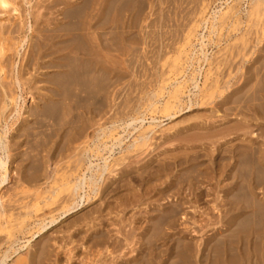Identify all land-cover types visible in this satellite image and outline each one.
Masks as SVG:
<instances>
[{
	"label": "rangeland",
	"instance_id": "obj_1",
	"mask_svg": "<svg viewBox=\"0 0 264 264\" xmlns=\"http://www.w3.org/2000/svg\"><path fill=\"white\" fill-rule=\"evenodd\" d=\"M7 1L9 3V6L12 7V9H16V11L8 7L9 11L7 10L6 12V9L8 8L3 9L0 7V13L3 10H5L4 11L5 13L2 12L0 14L2 15L0 17L1 18L0 20L5 21L3 22L4 25L7 21L5 26H3L2 21H0V23L2 24V25L0 24V29H3L2 31H0L2 34L0 35V38L1 36L3 37V39L2 38L0 39L1 40L0 46L2 48V49L0 48V52L2 51L0 53V70L4 68L2 69L3 72L2 70L0 72V78L3 77L0 83L1 84L0 85V134L2 135L3 144H6L9 147V149L12 151L11 152L9 150L10 158H8L7 160V168L10 173L9 178L5 185V188L0 192L4 200L3 205L5 209V214L0 220V256L4 251L8 250L9 247L13 245V243H15V240L16 241L18 240L19 246L23 245L26 240L31 241L30 244L27 247L21 249L17 255L15 254L12 255L10 260L7 262V264H138V262L139 263L141 262L140 264H142L147 258H152L151 259L152 264H220V263L232 264L233 257H234L233 263L234 262L238 263L240 260L239 264H246V263L256 264V262H258L257 264H261V262L264 264V233L261 231V229H263L261 225L264 226V219L260 214L261 210H259L258 213L260 214V216L258 215L260 217V219L258 217V220H261L262 224L259 226L260 221H257V227H260L261 229L255 228L257 232L251 231L253 230L252 227L255 226L253 225L255 223L251 221L248 222V224L246 223L242 224V223L246 218L245 216L248 213L250 214L252 209V207L249 206V204L244 205V203H250L252 199L251 201H249L250 198L249 199L246 198V201L248 200L246 202L243 201L244 198L243 197L242 199L239 200L241 202V204L239 205H241L243 208L242 210L243 212L241 216L243 218L241 217L234 218L232 216L233 212L229 211V207L226 206L225 203L221 200V198L224 195L223 194L224 186L227 183L224 181V173L220 171H218L217 174L212 173V170L215 168V165L212 162L217 161V159L215 158L219 154L220 155L224 154L223 151H225L228 147L232 146L231 143L233 141H236V143L233 142L236 145L239 144L240 143L239 141L242 140L243 141V142L241 141L242 144L244 143L246 145L248 140H251V138H253L252 137L253 135L255 136L257 135L255 138L256 139L255 142L257 143L256 145L259 144V141H262L260 142L259 145H262L260 148L264 147V143H263L264 140H262L261 138L263 137L264 139V134H263L264 133L263 132L264 131V118H263L264 117V12L252 17L247 16V11L248 10L250 11L251 9L249 0H116L115 4H113L112 2L114 1L111 0L108 1L87 0V2H85V0H59L58 1L59 6L57 5L58 2L56 3L57 0H50V1L46 0V2L45 0H19V2L18 0L17 2H15V0H7ZM60 1H62V3ZM13 2L16 3L18 7L15 6ZM101 2L102 4H100ZM108 2L111 3L112 5L110 4L111 5L110 6ZM39 3L40 5L43 6L41 7V9L39 8L40 16L38 13ZM47 3L50 6H48ZM63 4L66 5L62 6ZM87 4L90 5L89 8ZM52 5L58 6L59 8L53 7L51 9L50 7H52ZM76 5H79L80 8L79 6L76 7ZM107 5H109L110 7ZM231 5L236 6V9H238L239 11L237 13V17L235 16V18L231 20L232 24L228 22L230 24L228 26L229 28L225 23V25L217 27V32H215V34H211V33L209 34L210 31L209 27L211 25L210 23L212 22V19L210 17H212L214 12L217 13L218 15L219 11H226L227 7ZM47 6L48 8L45 9V7ZM111 7L114 10L112 9L113 11H110L111 12L110 15L108 8ZM70 8L74 11L70 10ZM78 8L81 10V12L82 11L84 12V13L82 12L83 17L81 15L78 17L79 19L77 17L74 18L75 15L77 16V14L80 13V10ZM19 9L21 10V12L19 11ZM66 9L69 10L70 13L76 12L74 13V15L71 14L72 16V17L70 16L71 19L62 18L64 17L62 15L66 13L64 11H67ZM98 10H100V12H97ZM13 11L17 13L18 20L17 17L15 20L14 16L17 15L13 16L12 13ZM53 11H55L54 14H52ZM107 11L108 13L106 14ZM34 12L37 13L36 18L35 16H33ZM42 12H46L44 13L45 15ZM47 13H50L51 15ZM21 15L22 16L24 15L23 19ZM57 16H60V18H58ZM94 16L95 18L102 17L101 21L100 19H98L99 22L104 21L106 17L107 19L105 22H102V26H101L98 25L101 23H99L98 20L94 18ZM91 18H92V22H91ZM77 19H78V23H76ZM204 19H206L208 22L206 25L207 29H204L202 32L206 36L205 51L207 52L209 62L208 63L205 62L203 64L202 72L204 73V75L203 76L200 75L198 78V84L200 87L199 94L197 95L196 98L198 105H194L191 109L185 108L184 102L187 101V98H185L184 99L185 101L182 104L183 106H181V108H183L182 112L176 113L177 112L176 108L163 110L161 109L162 107L161 105L167 100H170L167 91L170 90L171 83H173L174 81H176L178 77H180V74H178V71L181 68L180 66H182L184 60L186 59L187 52L190 49L189 48L190 44L196 43L195 34L201 30V24ZM34 20L35 23H33ZM41 20L43 21L42 23ZM69 20L71 21L70 24H68ZM109 20L110 22H108ZM15 22L17 23V25L20 24L19 28L15 24ZM74 22L77 24V26ZM43 23L45 24L43 25ZM46 23H49L50 25ZM125 23L127 26L125 25ZM32 24L34 25L32 26ZM94 24H97L96 31L90 28L92 27L90 25H94ZM21 25L24 26H22L21 28ZM28 25L31 26V30L29 29ZM63 25H65L66 28L70 27L67 25H71L74 27V28L70 27L71 29L73 30L78 29L81 31L76 30V32L75 31L73 32L72 30L71 32V29L69 28L70 30H68L67 33V30L66 28H63L65 27ZM6 26L11 29L8 30ZM78 26L79 28H77ZM14 27H16L17 29H15ZM56 27L57 29L61 27L60 30L61 29L63 30L65 29V30L64 31L61 30L62 31L61 32L58 29L57 31ZM83 28L84 29L86 28V30H83ZM99 29L101 34L99 33ZM46 30L52 32V34L46 32ZM54 30L57 31V33L59 34H57ZM3 31L4 33H2ZM10 31H13V34ZM40 31H42L43 33ZM107 31L111 33L114 31L115 34L112 33L114 34V37L112 36L111 33H110L111 35H109V32ZM125 31H127V33ZM8 32L11 33V35ZM77 32L80 33L78 34ZM69 33L73 35L76 39L73 38V36L70 38L71 35ZM85 33H86V37L89 36L87 38L85 37L86 42L83 41L85 40V38L83 37V35L85 36ZM105 33L106 35L108 34L110 36L108 37L107 35V40L105 38L106 37ZM91 34H93V36ZM44 35L45 37H43ZM78 35H81V37ZM99 35L100 36L103 35L105 37H99ZM50 36L53 37H51L49 41L48 37ZM94 36L96 37V39L97 37H99L100 39L98 38L99 40L98 39L96 40ZM41 37L44 38L43 41L44 44H41L42 43ZM111 37H113V39L115 38L114 39L115 43L112 42L113 40ZM45 38L48 39H46L45 41ZM80 38H82L83 40ZM88 38L91 43L87 41ZM102 40H104V42ZM63 41L66 43H64ZM68 42L70 46L69 44L66 45ZM70 42L73 43L71 44ZM102 42L103 43L106 42L104 44L106 45V47L102 45L103 44ZM61 43L67 47L66 50L63 52L60 50L65 48L64 45L63 46L60 45ZM77 43L78 44L82 43V44H80L79 46ZM92 43L94 47L96 46L95 48L94 47L91 48L92 45L89 46ZM111 43L113 44L111 45ZM74 44H76V47ZM84 44L85 45L88 44L90 49H94V50L96 49V51L89 50V47L85 48ZM77 45L80 47V49H78ZM82 45L84 47H81ZM100 45L102 47H100ZM35 49L38 50V52H36ZM58 49H60L59 52L57 51ZM76 49L78 50L76 51ZM109 49H110L108 53L109 55H106ZM70 50L71 51L74 50V51L71 52ZM79 50H81L82 53ZM83 50L86 51L84 52ZM31 51L33 53V58L31 57L32 53L29 55ZM54 51L55 52L57 51L56 54H53ZM73 52L75 53L73 54ZM88 52L90 53L88 54ZM71 53L73 54V56ZM43 55H45L47 58ZM76 55L77 58L75 59ZM28 56H30L29 59L32 58V60H29V62L33 61L30 64L29 62L26 61L28 60ZM62 56L65 57L64 61L58 59V57L60 58ZM40 57H42V60ZM56 57L57 59H55ZM66 57L71 58L70 59L71 63L68 62L69 59L67 58L68 59L67 60ZM73 57L74 60H72ZM89 57L91 58L90 60ZM38 58L40 59L39 61L36 62V59ZM96 58L99 61H96ZM83 59L85 61L87 59V61L84 62ZM81 61H83L85 64V65L82 64L83 67L79 66V64L81 65ZM88 61L90 64H88ZM46 62L47 63L50 62V64L52 65L57 64L56 62H59V64L64 63L68 65V67L71 66L73 71H74V67L72 65L76 63L75 71H79L81 68L80 70L81 73L80 71L77 72L81 76H79L78 79H76V75L75 77H73L72 75V77L70 76V78H68L69 77L68 75H71V72L69 74L70 67L68 68L67 66H64L63 69L62 68L58 69L53 67L54 68L53 69L51 68L52 65H50L49 63L47 64ZM95 62H97L98 64L97 63L95 64ZM24 63L25 64L28 63V64L25 66ZM92 63H94L95 65L93 66ZM37 64L39 66L40 64H42V66H40L39 68ZM197 65L198 64L196 63V61H194L193 67H198ZM76 66H78L79 68L78 67L76 68ZM91 66H93V71H91L92 68L88 69ZM67 68H68V73L65 74L64 72L67 71ZM71 68L70 71H72ZM85 68H87L86 70H88V72H86ZM111 69H112V73H111ZM97 70L98 72H96ZM84 71L86 74L84 73ZM101 72H104L105 76L103 75V73L99 74ZM58 73L60 75H58ZM106 73L108 74L107 76ZM188 73H192L191 68L188 71ZM63 74L66 75L65 79H63L64 78L62 76ZM92 74L94 77L92 76ZM90 75L91 78L89 79L91 81L88 79ZM97 75H99L100 78ZM20 76L21 78L19 79ZM59 76H61L62 78L59 79L60 78ZM84 77H86V79ZM17 78L20 80V83H17L16 81ZM56 78L58 80H56ZM71 78H75L76 81ZM72 80H74L75 83ZM78 80L79 82L81 81V83H79ZM213 80L218 82H213ZM47 81L48 82L52 81V82L48 83ZM56 81L57 82L60 81L59 82L60 84L57 83ZM69 81L70 82L72 81L71 82L73 84L72 86ZM82 81H84L85 85H80L83 84ZM87 82L90 83L87 84ZM51 83L54 85H51ZM61 83L68 84V88L70 89L69 96H68L69 94L68 91L64 92L67 89V85L65 87V85H62ZM56 84L60 86L59 88L63 87V89L64 88L66 89L63 90L62 92L61 91L62 88L59 89L58 86L56 88ZM215 86L216 88L213 89L212 91L211 89L214 88ZM76 87L80 88L83 92L85 90L87 92L85 91L84 92L85 95H84V93L79 91L80 89L78 90V88ZM37 89L40 91H37ZM51 89L54 90L52 91ZM49 91H52L53 94L55 93L54 97L53 94H51V92L49 95ZM184 91L185 90H183V92ZM183 92L181 93L180 96H183ZM71 93H73V95ZM62 95L64 96L66 95L65 96L66 100H64V96L61 97V99L63 100L60 99L59 96ZM66 97L69 98L67 99ZM158 99H159V103H157ZM49 100L57 104H53ZM59 100H61L62 103ZM261 100L262 103L260 104ZM153 102H155L156 104L151 107L150 104ZM58 103H61V106ZM3 104L5 106H3ZM44 104L47 105L44 106ZM51 104L56 105L54 106L55 108L53 107V110L51 109L52 107ZM255 106L258 109L255 108ZM46 107L47 108L50 107V108L47 109ZM43 110H46L47 113H45L46 111ZM32 111L34 114L32 113ZM34 111H36L37 113L39 111L40 115H38ZM30 112L33 115L32 117L30 116L31 115ZM173 113H176L175 117L172 118L167 117L169 114H173ZM260 113L262 116L260 115ZM35 114L37 117L34 116ZM241 114L244 115L242 116ZM249 116H253L252 119L254 121L252 119L247 120L248 118H250ZM152 118L156 120L157 124L150 126V128L153 131L149 134V138H150L148 141L149 145L145 146L146 149L143 147L137 150L136 148V150H134L133 153L131 152L130 154L127 155L128 157L126 156L124 165L127 168L123 166L122 169L125 168L123 172L120 169V171L117 170H114L116 172L113 171L114 173H116V175L114 173H111L112 171H107L105 173L104 175L105 178L103 177V179L99 182L101 187V189L99 188V191L101 192V197L99 196L100 199L99 198L96 199L92 203L88 204L87 206L83 207L77 212L71 214L67 218L61 220L56 225L48 228L46 232H44V234H42L38 238L36 237L32 238V234L38 231L40 225H42L44 221L48 222L53 218H57L60 215V213L63 210H66L69 207V205L73 202V197H71L69 194L68 195L70 197L67 195L69 199L66 197L67 192L65 194V190L62 185L63 183H66V180L68 181L80 173L79 171L76 170L77 169L76 164L78 160L77 157L81 153L82 149L87 145L85 143L90 142V146H91L93 145L91 142L92 139L96 140L97 135L102 137V133H99L100 128L107 129V128H111L113 124H116L119 126L118 129L114 132V134H116L117 132L119 134H123L120 127H123L121 124L124 121L126 122L129 121L130 119H135V120L137 119L138 121L134 125V127L139 128L140 120L145 119V123L143 125L144 127H147L148 124H146V122H150ZM240 118H243L241 120L243 121L247 120L248 122L247 121L243 122L240 120ZM231 119L232 121H230ZM36 122L37 124L39 122V124L38 125L35 124ZM239 123L241 124L239 125ZM98 124H100L101 126L100 125L98 126ZM245 125L246 127L249 128L247 136H245L246 134L241 133V130L243 127H245ZM25 127H27L28 129ZM84 127L85 128L88 127V128L85 129ZM237 128L240 129L238 130ZM25 129L27 131H24ZM94 129L96 130L94 131ZM250 129L251 132L254 133H250ZM28 130H30V132ZM126 130L130 134L127 135L128 138L126 137L121 147H115L110 154L107 151L102 152L105 158L109 157L108 158V160L110 161L109 170H111L110 167H112V163H113L112 159L120 158L119 155L122 154V151L126 149V147L133 141V139H135L138 136V132L134 131L131 127ZM236 130L240 131L239 133L242 134V137L243 136L245 137L244 138L240 137L237 134ZM234 131L236 132L237 136ZM260 131L263 134L262 136L260 135L258 136L257 134V133L261 134ZM25 132L28 135H26ZM76 133L78 134L80 133V134L77 135ZM83 133L86 135L83 136L82 135ZM87 134L89 135L91 140L88 138ZM248 135L251 136H249L248 138ZM81 136L82 139L85 138L86 141L85 139L81 141L80 140ZM93 136L95 138H93ZM217 137L219 138L220 142L222 140H223L222 142H224V140L227 139L228 143L227 141L224 143L222 142L218 143L219 141H217L218 139ZM220 137L222 138L221 140ZM87 138L89 140H87ZM214 138H216L217 144L216 142H214L215 141ZM237 138H239L240 140ZM101 139L102 141L108 142L107 144H109L110 146L111 143L109 142L108 140L109 138L107 137V135ZM199 141H201V143ZM79 142H81V144L82 143L84 144L81 145ZM206 142L208 143L211 142V143L209 145ZM249 142L247 145H249ZM218 145L221 147H219ZM209 146H212L213 148ZM203 147H205L204 150ZM216 148L218 149V151L220 150V152L222 153H218ZM142 149L143 150L145 149L144 152ZM246 149L248 148H244L243 150L247 151ZM181 151L185 152V154H183L184 152L182 153L183 155H187L192 158L194 156H198L199 153L204 154L206 152H209L208 153L209 158L207 156V153H206V157H203L204 156L203 154L201 156L199 155L201 158L198 157V161L199 163L201 162L202 164V167L201 166L199 167L203 168L201 169L197 167L199 172H197L198 170L196 167H195L196 169L192 168L195 170H192L190 168L185 170V168L183 169V167H186L184 165L180 166L181 168L176 165L174 167L173 164L169 165L170 164L169 162L171 160L170 161L168 160L170 159L168 158V155L171 152H173L172 153L173 155L174 153H177L176 155H178L179 154L178 152ZM187 152H189L188 153L189 155L186 154ZM0 153L2 155V151ZM139 153H142L144 157L143 158L140 157L141 158L140 159L139 156L142 155ZM135 154L137 155L136 158H138L136 160L141 161L143 159L146 161V163H143L144 162L143 160L141 162L139 161L137 162L136 160H133L132 157H135L134 156ZM182 154L178 156L182 157ZM154 155L155 157L153 158V160L155 162L158 160L157 161L158 164L157 162L156 164L159 166H156L154 164L155 162L151 163L152 161L151 159ZM4 156H6V153ZM162 156H164V158ZM148 157H150L151 159ZM92 160H94L95 163H100L101 165L103 164V161L101 160L99 161L97 158H92ZM127 160L130 162H128ZM206 161H208L209 164ZM73 162L74 165H71ZM148 162H150L151 164ZM142 163L144 165H141ZM159 163L162 166H160ZM167 163L170 167V170L172 169L174 170H172L171 172L170 170L167 171L168 170ZM205 164L207 166L203 167ZM263 164H264V160L262 162V165ZM140 165L144 167L142 168ZM70 167L71 169L73 168L72 169L73 171L69 169ZM150 167L151 170H149ZM153 167L156 169H158L159 167V171H162V169L160 170V168H163L165 172L163 171L158 172V170H155ZM206 167H209L208 170ZM128 168H130V171L128 170ZM152 168L154 171L152 170ZM166 168L167 170H165ZM67 171H70L68 172L69 174L65 173ZM143 171H145V173ZM200 171H202L203 173ZM207 171H210L211 174L210 172L207 173ZM119 172H121V174H118L117 176V173ZM179 172H180V176L178 174ZM181 172H183V174ZM154 173L155 176H153ZM156 173H158L159 175ZM191 173L192 174L194 173L193 174L194 176H197L199 174L198 182L201 183L200 185L199 183L197 184V186L199 185L197 187L199 190L196 187L194 188V190L192 189L193 191H195V193L192 190L189 191L188 189H186L187 186L184 184L182 185L183 188L185 186L184 190L183 188L177 190L178 187L177 188L176 186L174 187L176 188L175 191H177V193L173 191V188L172 189L170 188L171 190L166 189L167 190L166 194H165L166 190L164 191L163 194H165L166 196L160 194L159 190L163 189L166 186L167 182H168L167 186H169L168 184L171 183L170 178H172V181H176L175 178L177 179L184 174L185 175L188 174L186 176L187 178L189 177V175H191ZM205 173L207 174V177L213 175L211 177L212 180L210 179V177L208 179L210 181L209 184H208L209 181L205 179L206 176ZM113 175L115 176L113 177ZM156 175H158L157 178ZM262 175L263 174L261 175L259 174V176ZM120 176H122L123 179ZM152 176L155 177L154 180H150L153 178ZM163 176L165 179H163ZM184 176L182 177L185 178ZM134 177L136 178V180L132 181ZM213 177L216 180H218V178L220 177L219 182H217L218 184H216V181ZM27 178H29L28 182H27ZM147 178L148 180H146ZM104 179L105 181H103ZM109 179L111 182L109 181ZM118 179H120L121 182H119ZM128 179L130 180V182ZM141 179L143 180V182L141 181ZM157 179H159L160 181H164V180L167 181L162 182L163 185L161 186L160 181ZM261 179L264 181V175L261 177ZM122 180H124L125 182ZM205 180L207 181V183ZM262 180L260 184L261 186L259 185L260 189L258 188L260 191L256 190L255 196L253 198V200H255L254 202L257 203L258 201L261 200V202H259L260 203L259 205H264L263 202L264 182ZM148 181H150V183ZM153 181H155L156 185L153 184L154 183ZM116 182L121 183L122 185L117 184ZM113 183L114 185H112ZM125 183L126 185L130 184L129 185L130 188L128 186H125ZM157 183L158 186L160 185L161 187L160 186L158 187ZM214 184L216 187L213 186ZM220 184L222 185L224 184V186ZM107 185L109 186L108 188ZM115 185L116 187L121 185L128 189L123 187H119L120 188L119 189L116 188ZM217 185L220 186L219 187L220 189H218ZM103 186L106 187L107 189L106 188L104 189ZM113 186L115 188H112ZM149 186L153 189L151 190L152 192L150 190H149L150 192L147 191L149 195L147 193L144 194V192H141L148 190L150 188ZM200 186H201V190L199 188ZM210 186H213V188L211 187L210 189ZM102 187L104 190L102 189ZM214 187L216 189H214ZM203 188L206 189L207 191L206 190L204 191ZM113 189L114 190L116 189L117 191L116 190L114 191ZM134 190L137 191V194L139 195L142 194L143 197H141L142 196L141 195L139 196V198L141 199L138 198L135 199V197H137L138 195L137 194L135 195ZM102 191L105 194V196L102 193ZM128 191L129 194L130 193L132 194L133 191L135 197H130ZM213 191H217V192L213 193ZM36 192L38 193L34 196V193ZM85 192L87 195H90L92 197H94L96 193L95 191H92L91 188L88 187L85 189ZM107 192H109L110 194L107 195L106 194ZM111 192L113 194H111ZM192 192L194 196H192ZM199 193L203 194V195L201 194L200 198L197 197ZM153 194L160 196L153 197L152 196ZM170 194L173 195L170 196ZM175 194H179V196ZM45 195L47 197H45ZM113 195H116L118 198L122 197L119 198V200L120 199L122 200L126 197L127 199H129V201H131V199L132 200L135 199L139 201L138 202L133 201L132 203H128V200L125 198L124 200L127 201V204L125 205L126 201L122 200L124 203L121 200L118 201V198L113 197ZM147 195L148 197H146ZM162 196L163 198L161 199L162 200L161 201L160 198ZM181 196L182 198H180ZM202 196H206L205 199ZM213 196L215 198H213ZM216 196L218 197L216 198ZM156 197H159L157 199L160 202H157L158 200L156 199ZM176 198L179 199L176 200ZM195 198L197 201L195 200ZM145 199H149L150 202L152 201L153 202L150 203L148 200ZM154 199H156V202H154ZM206 199L208 201H206ZM186 200L187 202H185ZM215 200L220 204L216 206L217 202ZM47 202L48 204H46ZM181 202H183L184 205L183 204L181 205ZM178 203H180L179 204L180 206L178 205ZM114 204H115L116 212L118 211L117 207L119 208L118 211L119 213L118 212L116 213L115 209L113 210ZM121 204L123 205V207L121 206ZM104 205L106 207L110 206V208L108 209H110L111 211L113 210V212L105 208ZM218 206L219 208L220 207L221 208L218 209ZM157 207L160 209H158ZM246 207H248L249 209L248 208L246 209ZM107 210L110 211L111 213H109ZM173 210H175L176 212H174ZM159 211H161L160 215H159ZM162 212H164L163 213L164 216L166 214H168V216H171L169 217L170 218L169 220H166V222H165V218L168 219V216L166 215L167 217L164 218ZM105 213L108 214L106 215ZM249 214L247 216H249ZM262 214L264 216L263 210H262ZM173 215L174 218H172ZM160 216L163 217L164 219V223L162 222V224L164 225L161 224L160 226H158L157 224ZM224 216L226 217L225 220H223ZM227 219L228 220L230 219L229 220L230 222ZM236 219L238 222L236 221ZM234 224L238 225V226L236 225V228H234L237 230L238 234L235 232L236 230H233L232 228L235 227ZM230 225L233 226L230 227ZM245 226L246 229H244ZM227 228L230 233H226L228 232L226 230ZM231 228L233 231H231ZM231 232H235L236 234L235 233L234 234L236 237ZM245 232H247L246 235L249 236L247 237L244 236ZM252 232L256 233L255 238H254V234L252 235ZM226 234L227 235L231 234V236L235 237L237 241L234 238H233L234 240L233 239L231 240L230 238H228L229 236H227ZM257 234H259L260 237ZM243 236L246 237V239H244ZM257 236L259 239H257ZM101 238H104L105 242L100 243ZM240 238L243 239L240 240ZM243 240L244 241L247 240L245 241L246 243ZM252 240L256 241L258 248L256 247L255 242H253ZM259 241H261V243ZM230 243L231 245L228 246ZM252 245L253 247H251ZM225 246L226 247L228 246V248L232 246L233 248L231 247L232 249L229 250ZM215 247L216 250L221 249L222 251L220 250L219 251L223 253L220 254L221 255L223 254L225 257L221 255H220L221 257L218 256L219 254L216 253H218L219 251H214ZM240 247L241 248L244 247L243 251ZM254 248L256 250L258 249L259 251L256 252ZM149 249H151L150 251H152L150 257H149V253L151 252L149 251ZM228 250L231 253V255H229ZM253 250L255 251V255L253 254L254 252ZM158 251H160L161 254L159 259L156 258L158 260L157 261L155 259V253ZM244 252L245 254H242ZM183 254H185L186 258ZM232 254L233 255L235 254V256H233ZM221 258H222V262H221ZM226 258L229 259L230 262ZM237 258L240 259L237 260ZM252 260L253 261L255 260V262H253Z\"/></svg>",
	"mask_w": 264,
	"mask_h": 264
},
{
	"label": "bare ground",
	"instance_id": "obj_2",
	"mask_svg": "<svg viewBox=\"0 0 264 264\" xmlns=\"http://www.w3.org/2000/svg\"><path fill=\"white\" fill-rule=\"evenodd\" d=\"M50 1V0H49ZM59 0H57L56 1V3L58 2ZM91 1V0H90ZM101 1V0H100ZM103 1H106V0H103ZM108 1V0H107ZM111 1H114V2H112L113 4H115V1L116 0H111ZM111 1H109V2H111ZM250 1V6H251V9H250V11L248 10L247 11V16H250V17H252V16H255V15H257V14H260V13H262V12H264V0H249ZM15 2H17V0H15ZM18 2H19V0H18ZM45 2H46V0H45ZM61 3H62V1H60ZM83 2V1H82ZM81 2V3H82ZM85 2H87V0H85ZM108 2V3H109ZM14 3V2H13ZM12 3V4H13ZM43 3V2H42ZM50 3V2H49ZM54 3V2H53ZM80 3V4H81ZM84 3V2H83ZM88 3H89V1H88ZM105 3H107V2H105ZM15 4V6H17L18 7V5H16V3H14ZM20 4V3H19ZM52 4V3H51ZM55 4V3H54ZM100 4H102V2L100 3ZM100 4H99V6H100ZM111 3H109V5H110ZM31 5V4H30ZM29 5V6H30ZM47 5L48 6H50L48 3H47ZM57 5L59 6V2L57 3ZM66 5V4H65ZM64 4L62 5V6H65ZM84 5V4H83ZM88 5V4H87ZM96 5V4H95ZM109 5H107V6H109ZM112 5V4H111ZM110 5V6H111ZM40 6V7H39ZM39 6H38V9L40 8L41 9V7H43L42 5H40V3H39ZM48 6L47 7H45V9L46 8H48ZM58 6H53L52 5V7H50L51 9L53 8V7H58ZM68 6V5H67ZM70 6H71V4H70ZM73 6V5H72ZM77 6H79V5H76V7ZM102 6V5H101ZM109 6V7H110ZM0 7L1 8H3V9H5V8H8V7H10L9 6V3H8V1L7 0H0ZM19 7H21V6H19ZM69 7V6H68ZM67 7V8H68ZM75 7V6H74ZM75 7V8H76ZM83 7V6H82ZM90 7V5H88V8ZM11 9H12V7H10ZM59 8V7H58ZM65 8V7H64ZM63 8V9H64ZM79 8H80V6H79ZM78 8V9H79ZM84 8V7H83ZM86 8V7H85ZM94 8V7H93ZM101 8V7H100ZM107 8V7H106ZM22 9V8H21ZM34 9V8H33ZM37 9V10H38ZM40 9H39V16H40ZM77 9V10H78ZM98 9V8H97ZM102 9H103V7H102ZM109 9V12L110 11H113L114 9L111 7V8H108ZM111 9V10H110ZM113 9V10H112ZM7 10L9 11V8L8 9H6V12H7ZM12 10H14V11H16V9H12ZM32 10V9H31ZM43 10V9H42ZM57 10V9H56ZM55 10V11H56ZM67 10V9H66ZM70 10H72L71 8H70ZM80 10V9H79ZM83 10V9H82ZM85 10V9H84ZM2 11V10H1ZM5 10H3L2 12L3 13H5L4 12ZM12 12L13 13V16L14 15H17V13H15V12ZM19 11L21 12V10L19 9ZM47 11V10H46ZM49 11V10H48ZM55 11H53V13L52 14H54V12ZM69 10H67V11H64V12H66L64 15H62V16H64V17H62L63 19L64 18H70V16H71V14H73L74 15V13H76V12H71L70 13V11L68 12ZM72 11H74V10H72ZM90 11H91V9H90ZM106 11V10H105ZM105 11H104V13H105ZM238 9H236V6H234V5H231V6H228L227 7V10L226 11H219L218 12V15H217V13H215L214 12V14L212 15V17H210L211 19H212V22L210 23L211 25H210V27H209V29H210V31H209V34L211 33V34H215V32H217V27L218 26H223V25H225V23L227 24V27L230 25L229 23H231L232 24V22H231V20H233V18H235V16L237 17V13H238ZM1 12V13H2ZM11 12V11H10ZM83 12V11H82ZM82 12H81V10H80V13L79 14H77V16L75 15V17L74 18H78L79 16H81L82 15V17H83V14H82ZM97 12H100V10H98ZM102 12V11H101ZM0 13V14H1ZM15 13V14H14ZM43 14L44 13H46V12H42ZM62 13V12H61ZM84 13V12H83ZM92 13H93V11H92ZM108 13V11L106 12V14ZM21 14V13H20ZM27 14V13H26ZM35 14V15H34ZM34 14H33V16H35V18H36V14L37 13H35L34 12ZM47 14H50V13H47ZM97 14V13H96ZM96 14H94V15H96ZM105 14V15H106ZM110 15H111V12L109 13ZM108 14V15H109ZM45 15V14H44ZM51 15V14H50ZM55 15H57V14H55ZM61 15V14H60ZM91 15V14H90ZM98 15H99V13H98ZM97 15V16H98ZM104 15V14H103ZM107 15V16H108ZM217 15V16H216ZM263 15V14H262ZM2 15H0V17H1ZM22 16V15H21ZM24 16V15H23ZM23 16H22V19H23ZM66 16V17H65ZM69 16V17H68ZM100 16H101V13H100ZM15 17V20H16V17H17V20H18V15L17 16H14ZM14 17H13V19H14ZM58 18H60V16H57ZM56 17V18H57ZM72 17V16H71ZM81 17V18H82ZM105 17V16H104ZM27 18H28V16H27ZM34 18V17H33ZM32 18V19H33ZM37 18H38V15H37ZM44 18V17H43ZM74 18H72V19H74ZM94 18H95V16H94ZM93 18V19H94ZM1 19V18H0ZM3 19V18H2ZM8 19H10V18H8ZM7 19V20H8ZM71 19V18H70ZM79 19V18H78ZM78 19H77V22L76 23H78ZM96 20H98V19H100V21H101V19H102V17L100 18H98V17H96L95 18ZM106 19H107V17H106ZM106 19L104 20V18H103V20L104 21H102V22H105L106 21ZM108 19H110V18H108ZM6 20V19H5ZM50 20V19H49ZM48 20V21H49ZM53 20V19H52ZM51 20V21H52ZM76 20V19H75ZM85 20V19H84ZM112 20V19H111ZM240 20V19H239ZM0 21H2V20H0ZM11 21H12V19H11ZM10 21V22H11ZM46 21V20H45ZM47 21V22H48ZM87 21V20H86ZM3 22H5L4 20L2 21V24H3ZM18 22V21H17ZM39 22V21H38ZM43 21L41 20V23H42ZM53 22V21H52ZM52 22H51V24H52ZM70 20H69V23L68 24H70ZM74 22V23H75ZM91 22H92V18H91ZM94 22H95V20H94ZM98 22H99V20H98ZM97 22V23H98ZM102 22H99V23H101V24H98V25H101L102 26ZM108 22H110V20L108 21ZM108 22H106V23H108ZM126 22V21H125ZM229 22V23H228ZM6 23H7V21H6ZM6 23H5V25H6ZM9 23V22H8ZM13 23V22H12ZM12 23H10V24H12ZM33 23H35V20L33 21ZM40 23V22H39ZM54 23V22H53ZM73 23V22H72ZM75 23V24H76ZM105 23V24H106ZM207 20L206 19H204L203 20V22H202V24H201V30L199 31V32H197L196 34H195V44H193V43H191L190 44V49L188 50V52H187V56H186V59L184 60V62H183V64H182V66H180L181 68H180V70L178 71V74H180V77H178L177 79H176V81H174L173 83H171V85H170V90H168L167 91V94L169 95V97H170V100H167L166 102H164L161 106V109H163V110H169V109H171V108H176L177 109V112L176 113H179V112H182L183 111V108H181V106H183L182 104H183V102L185 101L184 99L185 98H187V101H185L184 102V104H185V108H188V109H191L194 105H198V103H197V95L199 94V91H200V87H199V84H198V78H199V76L201 75V76H203L204 75V73L202 72V70H203V64L206 62V63H208L209 62V58H208V55H207V52L205 51V47H206V44H205V42H206V36H205V34L202 32L204 29H207ZM1 24V23H0ZM1 24V25H2ZM15 24L17 25V23L15 22ZM38 24V23H37ZM45 23H43V25H44ZM46 24H49V23H46ZM64 24V23H63ZM67 24V23H66ZM80 24V23H79ZM104 24V25H105ZM112 24H113V22H112ZM128 24V23H127ZM4 24H3V26H5ZM12 25H14V24H12ZM15 25V26H16ZM20 25V24H19ZM19 25H17L18 26V28H19ZM34 24H32V26H33ZM39 25V24H38ZM38 25H36V26H38ZM43 25H42V28H43ZM50 25V24H49ZM55 25H56V23H55ZM54 25V26H55ZM58 25V24H57ZM60 25V24H59ZM62 25V24H61ZM72 25V24H71ZM71 25H67V26H70L71 28H74L73 26H71ZM125 25H126V23H125ZM2 26V27H3ZM8 26V25H7ZM6 26V27H7ZM22 26H24V25H21V28H22ZM47 26V25H46ZM63 26H65V25H63ZM62 26V27H63ZM75 26V25H74ZM76 26H77V24H76ZM81 26V25H80ZM83 26V25H82ZM90 26H92V27H90L91 29H93L94 31H96V28H97V24H94V25H90ZM100 26V27H101ZM114 26V25H113ZM127 26V25H126ZM12 27V26H11ZM28 27H29V29L31 30V26L30 25H28ZM40 27V26H39ZM39 27H37V28H39ZM70 27H67L66 28V26L65 27H63V28H66V30H67V33H68V30H70L71 28ZM84 27H85V25H84ZM8 28V30H10L11 28H9V27H7ZM13 28V27H12ZM15 29H17L16 27H14ZM24 28V27H23ZM46 28V27H45ZM48 28H49V26H48ZM61 28V27H60ZM60 28H58L59 30H60ZM70 28V29H69ZM77 28H79V26L77 27ZM102 28V27H101ZM112 28V27H111ZM111 28H110V31H111ZM221 28H223V27H221ZM229 28V27H228ZM51 29H53V28H51ZM54 29H55V27H54ZM56 29H57V27H56ZM58 29H57V31H58ZM90 29V30H91ZM113 29V28H112ZM3 29H0V31H2ZM7 30V29H6ZM38 30V29H37ZM42 30V29H41ZM48 30V29H47ZM46 30V32H49L50 34H52V32H50V31H47ZM61 30H63V29H61ZM60 30V31H61ZM65 30V29H64ZM63 30V31H64ZM72 30L73 29H71V32H72ZM76 30H78V29H76ZM76 30H73V32L75 31L76 32ZM83 30H86V28L84 29L83 28ZM82 30V31H83ZM107 30V29H106ZM108 30H109V27H108ZM126 30V29H125ZM15 31V30H14ZM52 31V30H51ZM55 31V30H54ZM57 31H55L56 33H57ZM78 31H81V30H78ZM10 32H12V34H13V31H10ZM40 32H42V31H40ZM55 32H54V34H55ZM62 32V31H61ZM107 32H109V31H107ZM126 33H127V31H125ZM2 33H4V31L2 32ZM9 33V32H8ZM31 33V32H30ZM43 33V32H42ZM78 34L80 33V32H77ZM97 33V32H96ZM99 33H100V29H99ZM111 32H109V35H111L112 33H114L115 34V32L113 31L111 34H110ZM10 35H11V33H9ZM40 34V33H39ZM57 34H59V33H57ZM70 34V33H69ZM88 34V33H87ZM101 34V33H100ZM114 34H112V36L114 37ZM245 34V33H244ZM0 35H2L1 34V32H0ZM9 35V36H10ZM31 35H33V34H31ZM42 35V34H41ZM46 35V34H45ZM45 35L43 36V37H45ZM48 35V34H47ZM68 35V34H67ZM71 35V34H70ZM92 36H93V34H91ZM98 35V34H97ZM96 35V36H97ZM105 35H106V33H105ZM108 35V34H107ZM107 35H106V37L105 36H103V35H99V37H105L106 38V40H107ZM108 35V37H110ZM247 35V34H246ZM62 36V35H61ZM66 36V35H65ZM73 35H71L70 36V38L72 37ZM78 36H80L81 37V35H78ZM116 36V35H115ZM13 37V36H12ZM47 37V36H46ZM51 37H53V36H50V37H48V38H45V41H46V39H48L49 41H50V38ZM63 37H64V35H63ZM77 37V36H76ZM83 37L85 38L86 37V33H85V36L83 35ZM87 37H89V36H87ZM86 37V38H87ZM95 37V36H94ZM93 37V38H94ZM99 37H97V39L99 38ZM113 37H111L112 38V42L113 43H115L114 42V39H113ZM1 38L3 39V37L1 36ZM0 38V39H1ZM42 38V37H41ZM57 38V37H56ZM73 38H75L74 36H73ZM72 38V39H73ZM78 38V37H77ZM86 38H85V40H83L82 38H80V39H82L83 41H85L86 42ZM127 38V37H126ZM125 38V39H126ZM76 39V38H75ZM95 39H96V37H95ZM96 39V40H97ZM100 39V38H99ZM98 39V40H99ZM102 39H104V38H102ZM109 39V38H108ZM242 39V38H241ZM47 40V41H48ZM63 40V39H62ZM62 40H61V42H62ZM78 40V39H77ZM77 40H76V42H77ZM238 40V39H237ZM3 41V40H2ZM24 41V40H23ZM22 41V42H23ZM44 38H42V43L41 44H44ZM80 41V40H79ZM78 41V42H79ZM82 41V42H83ZM87 41H89V38L87 39ZM103 42H104V40H102ZM109 41V40H108ZM126 41V40H125ZM0 42H1V40H0ZM64 42V41H63ZM90 42V41H89ZM102 42V43H103ZM4 43V42H3ZM60 43V42H59ZM64 43H66V42H64ZM71 44L73 43V42H70ZM91 43V42H90ZM100 43V42H99ZM106 43V42H105ZM105 43H103L102 45H104ZM113 43H111V45L113 44ZM1 44V43H0ZM40 44V45H41ZM45 44H47V43H45ZM54 44H56V43H54ZM57 44H58V41H57ZM69 44V42L66 44V45H68ZM78 44V43H77ZM80 44H82V43H80ZM80 44H78L79 46H80ZM86 44V43H85ZM84 44V45H85ZM89 44V43H88ZM88 44L87 45H85V48L87 47H89V46H91V48L92 47H94V45H93V43L92 44H90L89 46H88ZM39 45V44H38ZM60 45H64V44H60ZM75 45V47H76V44H74ZM77 45V46H78ZM110 45V44H109ZM2 46H3V44H2ZM37 46V45H36ZM42 46V45H41ZM69 46H70V44H69ZM78 46V49H80V47ZM105 47H106V45H104ZM38 47V46H37ZM61 47V46H60ZM73 47V46H72ZM81 47H84L83 45L81 46ZM96 47V46H95ZM94 47V48H95ZM100 47H102L101 45H100ZM110 47V46H109ZM0 48H1V46H0ZM32 48H33V46H32ZM41 48V47H40ZM39 48V49H40ZM42 48H44V47H42ZM49 48V47H48ZM47 48V49H48ZM63 48V47H62ZM64 48L65 49H62V50H60V49H58L57 51L59 52V50L60 51H65L66 50V46L64 45ZM113 48V47H112ZM111 48V49H112ZM2 49V48H1ZM31 49V48H30ZM36 49H38V48H36ZM35 49V50H36ZM72 49V48H71ZM75 49V48H74ZM78 49H76V51L78 50ZM84 49V48H83ZM101 49V48H100ZM103 49V48H102ZM104 49H107V48H104ZM16 50V49H15ZM14 50V51H15ZM34 50V49H33ZM50 50V49H49ZM89 50H93V51H96V49L94 50V49H90V47H89ZM89 50H87V51H89ZM56 51V52H57ZM71 51V50H70ZM72 51H74V50H72ZM71 51V52H72ZM79 51H81V50H79ZM79 51H78V54H79ZM84 51V50H83ZM86 51V50H85ZM84 51V52H85ZM103 51V50H102ZM105 51H107V50H105ZM109 51H110V49L107 51V54L106 55H109L108 53H109ZM2 52V51H1ZM0 52V53H1ZM36 52H38V50H36ZM56 52L54 51V53L53 54H56ZM69 52V51H68ZM112 52V51H111ZM32 53V51L29 53V55ZM52 53V52H51ZM51 53H48V54H51ZM65 53V52H64ZM70 53V52H69ZM75 52H73V54H74ZM81 53H82V51H81ZM80 53V54H81ZM90 52H88V54H89ZM36 54V53H35ZM44 54V53H43ZM72 54V53H71ZM73 54H72V56H73ZM77 54V55H78ZM84 54V53H83ZM96 54V53H95ZM111 54V53H110ZM41 55V54H40ZM67 55V54H66ZM70 55V54H69ZM77 55L75 56V59L77 58ZM98 55V54H97ZM112 55V54H111ZM43 56H45V55H43ZM51 56V55H50ZM65 56V55H64ZM64 56H62V57H58V59H61L62 61H64L65 60V57ZM71 56V57H72ZM79 56V55H78ZM113 56V55H112ZM29 57L30 56H28V60H26L27 62H29V60H32V58H33V53H32V58L31 59H29ZM46 57V56H45ZM94 57V56H93ZM111 57V56H110ZM34 58H35V56H34ZM41 58V60H42V57H40ZM40 58H38V59H36V62L37 61H39V59ZM44 58V57H43ZM47 58V57H46ZM68 57H66V59H67ZM80 58V57H79ZM98 58V57H97ZM97 58H96V61H99V60H97ZM112 58V57H111ZM27 59V58H26ZM53 59V58H52ZM55 59H57V57L55 58ZM69 59V61L68 62H70L71 63V61H70V59L71 58H68ZM67 59V60H68ZM91 58L89 57V60H90ZM72 60H74V57H73V59ZM79 60V59H78ZM84 60V59H83ZM100 60H101V58H100ZM59 61V60H58ZM86 61H87V59H86ZM85 60H84V62H86ZM194 61H196V63L198 64L197 66L198 67H193L194 66ZM31 62H33V61H31ZM31 62H29V64L31 63ZM77 62V61H76ZM84 62L83 61H81V65L79 64V66L80 67H83V65L82 64H84ZM220 62V61H219ZM26 63V62H25ZM24 63V64H25ZM47 63V62H46ZM49 64H50V62H48ZM47 63V64H48ZM57 64H50V65H52L51 66V68H58V69H63L64 68V66H67L68 67V65H66L67 64V61H66V64H59V62H56ZM73 63V62H72ZM80 63V62H79ZM97 62H95V64H96ZM182 63V62H181ZM28 64V63H27ZM27 64H25V66L27 65ZM88 64H90L89 63V61H88ZM93 64V66L95 65L94 63H92ZM98 64V63H97ZM106 64V63H105ZM210 64V63H209ZM38 65V64H37ZM71 65V64H70ZM75 65H76V63L74 64V65H72L73 67H74V71L72 70V68H71V66H69L70 68H71V70L73 71H70V68H69V74H70V72H71V75H68L67 77L68 78H70V76L72 77V75H73V77H75V75H76V79H78V77L79 76H81L79 73H77V72H79L80 70H81V68H80V70L79 71H75L76 69H75ZM85 65V64H84ZM219 65V64H218ZM32 66V65H31ZM40 66H42V64H40ZM40 66L38 65V67L40 68ZM48 66V65H47ZM46 66V67H47ZM93 66H91L90 68H88V69H91L92 68V70L91 71H93ZM103 66V65H102ZM29 67V66H28ZM50 67V66H49ZM78 66H76V68H77ZM86 67H87V65H86ZM106 67V66H105ZM42 68H44V67H42ZM50 68V69H51ZM53 68V69H54ZM66 68V67H65ZM68 68H67V71L66 72H64L65 74L66 73H68ZM79 68V67H78ZM95 68V67H94ZM99 68H100V66H99ZM102 68V67H101ZM190 68H191V70H192V73H188V71L190 70ZM193 68V69H192ZM2 69H4V68H2ZM1 69V70H2ZM49 69V68H48ZM87 68H85V70H86ZM1 70H0V72H1ZM84 70V69H83ZM82 70V71H83ZM2 72H3V70H2ZM86 72H88V70H86ZM96 72H98V70L96 71ZM99 72H100V70H99ZM80 73H81V71H80ZM84 73H85V71H84ZM89 73H90V71H89ZM88 73V74H89ZM103 73V75H104V72H101V73H99V74H102ZM111 73H112V69H111ZM110 73V74H111ZM65 74H63L62 76L64 77L63 79H65L66 78V75ZM86 74V73H85ZM188 74V75H187ZM55 75V74H54ZM58 75H60L59 73H58ZM65 75V76H64ZM108 74L106 73V76H107ZM19 76V75H18ZM41 76H44V75H41ZM83 76V75H82ZM89 76V75H88ZM92 76H93V74H92ZM98 77H99V75H97ZM105 76V75H104ZM208 76V75H207ZM47 77V76H46ZM60 78L59 79H61L62 77L61 76H59ZM86 77H87V75H86ZM86 77H84L85 79H86ZM94 77V76H93ZM92 77V78H93ZM95 77H96V75H95ZM113 77V76H112ZM21 78V76L19 77V79ZM55 78V77H54ZM53 78V79H54ZM89 78H91V75H90V77H88V79ZM100 78V77H99ZM1 79H3V77H1L0 78V83H1ZM18 78H17V83H20V80H19ZM23 79V78H22ZM44 79V78H43ZM71 79H74L75 80V78H71ZM70 79V80H71ZM87 79V80H88ZM98 79V78H97ZM182 79V80H181ZM24 80V79H23ZM27 80H29V79H27ZM51 80V79H50ZM56 80H58L57 78H56ZM67 80H69V79H67ZM67 80H66V82H67ZM74 80H72V81H74ZM86 80V81H87ZM90 80V79H89ZM54 81V80H53ZM71 81V82H72ZM76 81V80H75ZM75 81H74V83H75ZM91 81V80H90ZM22 82V81H21ZM45 82V81H44ZM48 82V81H47ZM47 82H46V84H47ZM50 82H52V81H50ZM50 82H48V83H50ZM57 82V81H56ZM55 82V83H56ZM60 81H58L57 83H59ZM62 82V81H61ZM70 82V81H69ZM68 82V83H69ZM70 82V84H71V86L73 85L72 83ZM78 82H79V80H78ZM83 82V84H80V85H85L84 84V81H82ZM213 82H218V81H214L213 80ZM34 83V82H33ZM35 83H36V81H35ZM34 83V84H35ZM79 83H81V81L79 82ZM86 83V82H85ZM88 83H90V82H87V84ZM26 84V83H25ZM60 84V83H59ZM62 84V83H61ZM69 84V85H70ZM78 84V83H77ZM86 84V85H87ZM217 84V83H216ZM215 84V85H216ZM1 85V84H0ZM3 85V84H2ZM49 85V84H48ZM51 85H54V84H52L51 83ZM50 85V86H51ZM62 85H65V87H66V85H67V89L66 88H64L63 89V87H61V88H59L60 86H58L57 84H56V88H57V86H58V88L59 89H61V91L63 92V90H65L64 92H66V91H70V89L68 88V84H62ZM214 86V85H213ZM218 86V85H217ZM31 87V86H30ZM32 87H34V86H32ZM55 87V86H54ZM75 87V86H74ZM211 87H212V84H211ZM71 88V87H70ZM76 88H78V87H76ZM216 88V86L214 87V88H212L211 90L213 91V89H215ZM31 89H33V88H31ZM49 89V88H48ZM47 89V90H48ZM69 89V90H68ZM80 88H78V90H79ZM86 89V88H85ZM263 89V88H262ZM30 90V89H29ZM52 91L54 90V89H51ZM183 90H185L184 92H183ZM206 90V89H205ZM204 90V91H205ZM37 91H40V90H38L37 89ZM52 91H49V95H50V92H51V94H53V92ZM72 91V90H71ZM79 91H81V92H83L81 89L79 90ZM86 91V90H85ZM84 91V92H85ZM55 92H56V90H55ZM67 92V93H68ZM83 92V93H84ZM87 92V91H86ZM183 92V96H180L181 95V93ZM263 92V91H262ZM67 93H64V94H67ZM48 94V93H47ZM55 94V93H54ZM54 94H53V97H54ZM62 94V93H61ZM72 95H73V93H71ZM208 94V93H207ZM206 94V95H207ZM59 95H60V93H59ZM70 95V92H69V94H68V96ZM72 95H71V97H72ZM84 95H85V93H84ZM64 95H62V96H59L60 97V99H61V97H63ZM66 96V95H65ZM65 96H64V100H66L65 99ZM208 96V95H207ZM56 97V96H55ZM58 97V96H57ZM82 97V96H81ZM85 97H87V96H85ZM89 97V96H88ZM262 97V96H261ZM40 98V97H39ZM67 98V97H66ZM69 98V97H68ZM67 98V99H68ZM194 98V99H193ZM260 98V97H259ZM85 99V98H84ZM90 99H91V97H90ZM261 99V98H260ZM260 99H258V100H260ZM61 100H63V99H61ZM61 100H59L61 103H62V101ZM83 100V99H82ZM86 100H89V99H86ZM50 101V100H49ZM12 102V101H11ZM51 103H53L52 101H50ZM49 102V103H50ZM81 102V101H80ZM79 102V103H80ZM4 103V102H3ZM61 103H58L60 106H61ZM78 103V104H79ZM157 103H159V99H158V101H157ZM204 103V102H203ZM262 103V100H261V102H260V104ZM5 104V103H4ZM3 104V106H5ZM53 104H57V103H53ZM156 103L155 102H153V103H151L150 104V106L152 107L153 105H155ZM202 104V103H201ZM259 104V105H260ZM45 105H47V104H44V106ZM58 105V106H59ZM257 105V104H256ZM43 106V105H42ZM51 109L53 110V107L54 106H56V105H52L51 104ZM261 106V105H260ZM260 106H258V107H260ZM47 108V107H46ZM48 108H50V107H48ZM47 108V109H48ZM55 108V107H54ZM255 108H257L256 106H255ZM41 109H44V108H41ZM58 109V108H57ZM258 109V108H257ZM259 109H261V108H259ZM35 110V109H34ZM249 110V109H248ZM31 111V110H30ZM43 111H46V110H43ZM261 111V110H260ZM35 113H37L36 111H34ZM41 112V111H40ZM51 112V111H50ZM249 112V111H248ZM31 113V112H30ZM32 113H33V111H32ZM32 113H31V117L33 116L32 115ZM45 113H47V111L45 112ZM176 113H173V114H169L167 117L168 118H172V117H175V115H176ZM34 114V113H33ZM38 115H40V113H39V111H38V113H37ZM49 114V113H48ZM247 114V113H246ZM42 115V114H41ZM47 115V114H46ZM242 115V114H241ZM244 115V114H243ZM242 115V116H243ZM251 115V114H250ZM253 115V114H252ZM260 115H261V113H260ZM260 115H258V116H260ZM34 116H36V114L34 115ZM247 116V115H246ZM262 116V115H261ZM37 117V116H36ZM250 118H248V117H246V118H248L247 120H251L252 119V117L253 116H249ZM245 118V119H246ZM256 118H259V117H256ZM255 118V119H256ZM264 118V117H263ZM36 119V118H35ZM241 119H243V118H240V120ZM128 120V119H127ZM236 120V119H235ZM247 120H244V121H247ZM253 120V119H252ZM36 121V120H35ZM137 119L135 120V119H130L129 121H124L121 125L123 126V127H120V129L122 130V133L123 134H119L118 132L116 133V134H114V132L118 129V126L119 125H116V124H111L112 125V127L111 128H107V129H102V128H100L99 129V133H102V137L101 136H99V135H97L96 136V140H94V139H90V137H89V135H88V138L91 140V142H92V144L93 145H91L90 146V142H88V143H85V141H86V139H85V141H84V143L85 144H87L83 149H82V151H81V153L79 154V156L77 157L78 158V160H77V171H79L80 173L77 175V176H74L72 179H70V180H66V183H63V188H64V190H65V194H66V192H67V194H66V197L68 198V196L70 195L71 197H73V202L69 205V207L66 209V210H63L61 213H60V215L57 217V218H53V219H51V220H49L48 222H45L44 221V223L42 224V225H40V227H39V229H38V231L37 232H35V233H33L32 234V238H34V237H36V238H38L39 236H41L42 234H44V232H46V230L48 229V228H50V227H52V226H54V225H56L57 223H59L61 220H63V219H65V218H67L68 216H70L71 214H73V213H75V212H77L78 210H80V209H82L83 207H85V206H87L88 204H90V203H92L93 201H95L96 199H98L99 198V196L101 197V192L99 191V188L101 189V187H100V184H99V182L103 179V177L105 178V173L107 172V171H112L111 173H114V172H116V171H114V170H117V171H120V169H121V171L123 172V170L125 169H122L123 168V166H125L124 164H125V160H126V156L128 155V154H130L131 152L133 153V151L134 150H136V148H137V150L138 149H141V148H145V146H147V145H149L148 144V141H149V134L153 131L151 128H150V126H152V125H154V124H157V122H156V120L154 119V118H152L151 120H150V122H146V124H148V126L147 127H144V123H145V119H142V120H140V126H139V128H136V127H134V125L137 123ZM230 121H232V119L230 120ZM241 121H243V120H241ZM243 121V122H244ZM254 121V120H253ZM248 122V121H247ZM121 123V122H120ZM242 123V122H241ZM241 123H239V125L241 124ZM251 123H252V121H251ZM33 124V123H32ZM35 124H37V122L35 123ZM38 124H39V122H38ZM37 124V125H38ZM233 124H235V123H233ZM238 124V123H237ZM246 124V123H245ZM248 124V123H247ZM253 124H254V122H253ZM252 124V125H253ZM256 124V123H255ZM259 124V123H258ZM25 125V124H24ZM100 124H98V126H99ZM250 125V124H249ZM248 125V126H249ZM98 126H97V128H98ZM101 126V125H100ZM228 126H230V125H228ZM244 126V125H243ZM254 126V125H253ZM29 127V126H28ZM132 128L134 131H136V132H138V136L135 138V139H133V141L126 147V149H124L123 151H122V156L121 155H119L120 156V158H116V159H112L113 160V163H112V167H110L111 168V170H109V163H110V161L108 160V158H105L104 157V155L102 154V152L103 151H107V152H109V154L114 150V148L115 147H121L122 145H123V143H124V140L126 139V137H127V135H129L130 133L126 130V129H128V128ZM235 127H236V125H235ZM237 127H239V126H237ZM251 127V126H250ZM22 128V127H21ZM25 128H27V127H25ZM85 128V127H84ZM86 128H88V127H86ZM85 128V129H86ZM96 128V127H95ZM96 128V129H97ZM105 128V127H104ZM186 128V127H185ZM226 128H229V127H226ZM253 128V127H252ZM251 128V129H252ZM257 128H258V126H257ZM24 129V128H23ZM28 129V128H27ZM30 129H33V128H30ZM96 129H94V131L96 130ZM238 130L240 129V128H237ZM249 128L248 127H246V125H245V127H243L242 128V130H241V133H243V134H246L245 136H247V134H248V130ZM251 129H250V133H254V132H251ZM253 130V129H252ZM259 130H261V129H259ZM24 131H27L26 129L24 130ZM23 131V132H24ZM29 132H30V130H28ZM81 131V130H80ZM226 131V130H225ZM232 131V130H231ZM237 131V130H236ZM243 131V132H242ZM262 131H263V128H262ZM28 132V133H29ZM84 132H86V131H84ZM235 132V131H234ZM233 132V133H234ZM240 131H237V134L240 136V137H242V134H240L239 133ZM261 132V131H260ZM264 132V131H263ZM26 133V132H25ZM214 133V132H213ZM24 134V133H23ZM77 135H79L78 133H76ZM92 134V133H91ZM212 134V133H211ZM235 134H236V132H235ZM237 134H236V136H237ZM256 134V133H255ZM258 134V136L260 135V136H262L263 134H262V132H261V134H259V133H257ZM20 135H21V133H20ZM26 135H28L27 133H26ZM76 135V136H77ZM83 136L84 135H86V134H82ZM107 135V137L109 138L108 140H109V142L111 143L110 144V146H109V144H107L108 142H105V141H102V139L101 138H103L104 136H106ZM209 135V134H208ZM253 135V134H252ZM216 136V135H215ZM235 136V135H234ZM245 136H243L242 138H244ZM249 136H251V135H248V138H249ZM255 135H253L252 137L255 139L256 138V136L254 137ZM19 137V136H18ZM22 137V136H21ZM79 137V136H78ZM87 137V136H86ZM222 137V136H221ZM220 137V140L223 138H221ZM231 137V136H230ZM229 137V138H230ZM239 137V138H240ZM87 138V140H89ZM93 138H95L94 136H93ZM128 138V137H127ZM211 138V137H210ZM218 138V137H217ZM234 138V137H233ZM236 138V137H235ZM239 138H237V139H239ZM241 138V139H242ZM253 138H251V140H248V142H249V145H247L248 144V142L246 143V145L243 143L242 144V142L241 141H239L240 143L239 144H234L233 142H235L236 143V141H231L232 143H231V145L232 146H230V147H228L225 151H223L224 152V154H222V155H218L215 159H217V161H214V162H212L214 165H215V168L212 170V173L213 174H217V172L218 171H220V172H223L224 173V181L225 182H227L226 184H225V186H224V184L222 185V184H220V185H222V186H224V195H223V197L221 198V200L225 203V205L226 206H228L229 207V211H231V212H233V217L234 218H238V217H241L242 216V210H243V208H242V206L241 205H239V204H241V202L239 201L240 199H242L243 197L245 198V200H244V198H243V201H246V198L247 199H249L250 198V200L249 201H251V199H252V201L250 202V203H244V205L245 204H249V206H251L252 207V209H251V212H250V214H249V216H245L246 218L244 219V222L242 223V224H244V223H246V224H248V222H253V223H255V224H253V225H255V226H253L252 227V229L253 230H251V231H256L257 232V228H260V227H257V221H260V223H259V226L262 224L261 222V220H258V217L260 216V214L262 215V217H263V219H264V216H263V214H262V210H263V212H264V205H259L260 203L259 202H261V200L260 201H258V203L257 202H254L255 200H253V198H254V196H255V192H256V190H259L260 188V184H261V180L263 179H261V177L264 175V164L262 165V162H263V160H264V147L263 148H260L262 145H259L260 144V142H262V141H259V144L258 145H256L257 143L255 142L256 141V139L254 140ZM258 138V137H257ZM262 138V140H264L263 139V137H261ZM84 139H82V136L80 137V140L81 141H83ZM209 139V138H208ZM213 139V138H212ZM215 139V141L214 142H216V144H217V141H219V138L217 139V141H216V138H214ZM231 139V138H230ZM14 140V139H13ZM74 140V139H73ZM207 140V139H206ZM211 140V139H210ZM235 140V139H234ZM240 140V139H239ZM245 140H246V138H245ZM258 140V139H257ZM79 141V140H78ZM151 141V140H150ZM205 141V140H204ZM209 141V140H208ZM223 141V140H222ZM221 141V142H222ZM227 141V139L226 140H224V142H226ZM14 142H16V141H14ZM200 143H201V141H199ZM212 142V141H211ZM210 142V143H211ZM220 141L218 142V143H221ZM224 142H222V143H224ZM258 142V141H257ZM80 144H81V142H79ZM79 143H78V146H79ZM84 143H82V144H84ZM150 143V142H149ZM193 143V142H192ZM206 143H208V142H206ZM210 143H208L209 145H210ZM213 143V142H212ZM227 143H228V141H227ZM226 143V144H227ZM264 143V142H263ZM81 144V145H82ZM185 144V143H184ZM208 144H206V145H208ZM214 144V143H213ZM225 144V145H226ZM194 145V144H193ZM196 145V144H195ZM201 145V144H200ZM203 145H204V142H203ZM215 145V144H214ZM221 145V144H220ZM224 145V144H223ZM230 145V144H229ZM245 145V146H244ZM84 146V145H83ZM93 146V147H92ZM219 146V145H218ZM217 146V147H218ZM149 147V146H148ZM197 147H200V146H197ZM202 147V146H201ZM209 147H211V148H213L212 146H209ZM214 147H216V146H214ZM219 147H221V146H219ZM223 147V146H222ZM226 147V146H225ZM248 148V149H246L247 151H244L243 149L244 148ZM80 148V147H79ZM204 148L205 147H203V150H204ZM207 148V147H206ZM146 149V148H145ZM144 149V150H145ZM221 149V148H220ZM9 147L6 145V144H3V141H2V135L0 134V152L2 151V155H1V153H0V192L5 188V185H6V183H7V181H8V178H9V171H8V168H7V160H8V158H10V155H9ZM81 150V149H80ZM143 150V149H142ZM144 150H143V152H144ZM216 150L218 151V149L216 148ZM222 150V149H221ZM11 151V150H10ZM206 151V150H205ZM217 151H216V153H217ZM12 152V151H11ZM138 152V151H137ZM184 152V151H183ZM182 151L181 152H178L179 154L178 155H181L182 153H183ZM5 153H6V156H4L5 155ZM48 153V152H47ZM173 152H171L169 155H168V158H170V159H168L170 162V164L169 165H172L173 164V166L175 167V165L176 166H178V167H180V166H186V167H183V169L185 168V170L186 169H188V168H190V169H192V168H197V167H199V166H201L202 167V164H201V162L199 163V161H198V157H200L202 154L201 153H199L198 154V156H194L193 158L192 157H189V156H187V155H183V154H185V152L182 154V157H179L178 155H176L177 153H174V155L172 154ZM189 152H187L186 154H188ZM207 153V156L209 155L208 153L209 152H206ZM206 153H204L203 155V157H206ZM218 153H222V152H220V150L218 151ZM77 154V153H76ZM139 154H141L142 156H139ZM138 154V156H139V158L140 157H144L143 156V154L142 153H139ZM196 154V153H195ZM14 155H17V154H14ZM149 155V154H148ZM148 155H146V156H148ZM158 155H160V154H158ZM157 155V156H158ZM189 155V154H188ZM194 155V154H193ZM200 155V156H199ZM135 157H132L133 158V160H136V159H138V158H136L137 157V155L135 154L134 155ZM157 156H156V158H157ZM164 156H167V155H164ZM164 156H162L163 158H164ZM6 157V158H5ZM76 157V156H75ZM112 157V156H111ZM128 157V156H127ZM131 157V156H130ZM155 157V155L152 157V159L150 158V157H148V158H150L151 160V163H153V162H155L154 160H153V158ZM162 157H161V159H162ZM92 158H97L99 161L101 160V161H103V164L101 165L100 163H95L94 162V160H92ZM114 158V157H113ZM156 158H155V160H156ZM201 158V157H200ZM199 158V159H200ZM208 158H209V156H208ZM141 159V158H140ZM166 159V158H165ZM164 159V160H165ZM129 160V159H128ZM127 160V161H128ZM132 160V159H131ZM143 160V159H142ZM141 160V161H142ZM148 160V159H147ZM202 160V159H201ZM15 161V160H14ZM137 162L139 161V160H136ZM141 161H139V162H141ZM144 162L143 163H146V161L145 160H143ZM158 161V160H157ZM156 161V162H157ZM160 161V160H159ZM205 161V160H204ZM98 162V161H97ZM128 162H130V161H128ZM137 162H136V165H137ZM156 162L154 163L156 166H159V165H157L158 164V162H157V164H156ZM162 162V161H161ZM160 162V163H161ZM168 162V161H167ZM194 162V163H193ZM206 162H208V161H206ZM134 163H135V161H134ZM141 164V165H144V164ZM148 163H150V162H148ZM150 163V164H151ZM159 163V164H160ZM164 163V162H163ZM138 164H140V163H138ZM207 164V163H206ZM204 165L203 167H205V166H207L208 164H209V162H208V164L207 165ZM71 165H74V162L71 164ZM126 165H128V164H126ZM140 165V166H141ZM149 165V164H148ZM167 165H168V163H167ZM166 165V166H167ZM169 165H168V170H167V168L165 169V170H167V171H169L170 170V167H169ZM154 166V165H153ZM155 166V167H156ZM160 166H162L161 164H160ZM71 167H73V166H71ZM71 167L69 168V169H71ZM126 167V166H125ZM129 167V166H128ZM136 167V166H135ZM137 167H139V166H137ZM142 167V166H141ZM144 167V166H143ZM142 167V168H143ZM164 167V166H163ZM172 167V166H171ZM201 167H199V168H201ZM210 167V166H209ZM209 167H206L207 168V170H208V168ZM127 168V167H126ZM142 168H140V169H142ZM154 168V167H153ZM153 168H152V170H153ZM181 168V167H180ZM195 168V169H196ZM205 168V169H206ZM68 169V170H69ZM73 169V168H72ZM71 169V171H73ZM119 169V170H118ZM155 170H158V172H165L164 170H163V168H160V170L162 169V171H159V167H158V169H156V168H154ZM178 169V168H177ZM195 169H192V170H195ZM201 169H203V168H201ZM200 169V170H201ZM128 170L130 171V168H128ZM147 170V169H146ZM145 170V171H146ZM149 170H151V167H150V169ZM172 170H174V169H172ZM172 170H170V172L172 171ZM191 170V171H192ZM197 170H198V168H197ZM196 170V171H197ZM114 171V172H113ZM126 171V170H125ZM128 171V172H129ZM138 171V170H137ZM142 171V170H141ZM145 171H143L144 173H145ZM148 171V170H147ZM154 171V170H153ZM166 171V172H167ZM180 171H181V169H180ZM202 171H204V170H202ZM202 171H200V172H202ZM68 172H70V171H67V172H65V173H68ZM132 172V171H131ZM143 172H141V173H143ZM149 172V171H148ZM185 172V171H184ZM194 172V171H193ZM197 172H199V170L197 171ZM205 172H206V170H205ZM210 171H207V173H209ZM12 173V172H11ZM76 173V172H75ZM74 173V174H75ZM126 173V172H125ZM150 173V172H149ZM152 173V172H151ZM182 174H183V172H181ZM188 173H189V170H188ZM203 173V172H202ZM223 173H221V174H223ZM46 174H47V172H46ZM69 174V173H68ZM68 174H66V175H68ZM108 174V173H107ZM115 175H116V173H114ZM118 174H121V172H119V173H117V176H118ZM136 174V173H135ZM140 174V173H139ZM153 174V173H152ZM151 174V175H152ZM156 174H158V173H156ZM162 174V173H161ZM169 174H171V173H169ZM179 174V176H180V172L178 173ZM194 174V173H193ZM192 173H191V175H189V177H187L186 178V176L188 175H182V176H184L185 178H183L182 176V178L181 177H179V178H181V179H179V178H177L178 179V181H177V179L175 178V177H173V178H175V180L176 181H172V178H170L171 179V183L170 184H168L169 186H167V183H166V186L163 188V189H161V190H159L160 191V194H163L164 193V191L166 190V189H172L173 188V191H175L176 190V188H177V190H179V189H182L183 188V186L182 185H186L187 186V188L186 189H188L189 191L190 190H194V188L196 187H198L201 183H199L198 182V175L197 176H194ZM196 174V173H195ZM206 174V173H205ZM210 174H211V172H210ZM259 174L261 175V174H263L262 176H259ZM76 175V174H75ZM115 175H113V177L115 176ZM144 175V174H143ZM150 175V174H149ZM159 175V174H158ZM158 175H156V178H157V176ZM201 175V174H200ZM219 175V174H218ZM217 175V176H218ZM62 176H63V174H62ZM116 176V177H117ZM124 176V175H123ZM139 176V175H138ZM142 176V175H141ZM146 176H147V174H146ZM153 176H155V173H154V175ZM152 176V177H153ZM166 176V175H165ZM168 176V175H167ZM202 176V175H201ZM204 176V175H203ZM213 176V175H212ZM212 176H209L210 177V179L212 180ZM216 176V175H215ZM221 176V175H220ZM49 177V176H48ZM122 179H123V177L122 176H120ZM119 177V178H120ZM125 177V176H124ZM127 177V176H126ZM129 177H131V176H129ZM143 177H145V176H143ZM143 177H142V179H143ZM162 177V176H161ZM207 174H206V176H205V179H209V177H207ZM223 177V176H222ZM137 178H139V177H137ZM149 178V177H148ZM148 178L146 179V180H148ZM151 178V177H150ZM154 178L155 177H153L152 179H150V180H154ZM204 178V177H203ZM214 178V177H213ZM28 179L29 178H27V182H28ZM130 179H132V178H130ZM141 179V181L143 182V180ZM163 179H165L164 178V176H163ZM168 179V178H167ZM215 179V178H214ZM119 180V182H121L120 181V179H118ZM126 180H127V178H126ZM129 180V179H128ZM133 180H136V178L134 177V179H132V181ZM145 180V179H144ZM145 180V181H146ZM157 180H159V179H157ZM162 180V179H161ZM201 180V179H200ZM202 180H204V179H202ZM219 180H220V177L218 178V180H216L215 179V181H216V184H218L217 182H219ZM221 180H222V178H221ZM31 181H32V178H31ZM41 181V180H40ZM39 181V182H40ZM48 181H49V179H48ZM103 181H105V179L103 180ZM109 181H110V179H109ZM122 181H124V180H122ZM138 181V180H137ZM160 181V180H159ZM165 182L167 181V180H164ZM164 181H160V183H161V186L163 185L162 184V182H164ZM206 181V180H205ZM209 181V180H208ZM263 181V180H262ZM37 182V181H36ZM56 182V181H55ZM111 182V181H110ZM125 182V181H124ZM124 182H122V183H124ZM127 182V181H126ZM129 182H130V180H129ZM149 183H150V181H148ZM154 183V185H156L155 184V181H153ZM156 182H158V181H156ZM212 182V181H211ZM214 182V181H213ZM264 182V181H263ZM262 182V183H263ZM108 183V182H107ZM117 183V182H116ZM152 183V182H151ZM199 183V185L197 186V184ZM203 183V182H202ZM206 183H207V181H206ZM205 183V184H206ZM210 183V181L208 182V184ZM221 183H223V182H221ZM57 184V183H56ZM59 184H61V183H59ZM58 184V185H59ZM103 184V183H102ZM106 184V183H105ZM104 184V185H105ZM117 184H121V183H117ZM138 184V183H137ZM204 184V185H205ZM112 185H114V183L112 184ZM112 185H110V186H112ZM122 185V184H121ZM118 186V187H116V185H115V187L116 188H119V187H123V186ZM130 185V184H129ZM129 185H126V183H125V186H128L129 187ZM134 185H135V182H134ZM143 185V184H142ZM211 185V184H210ZM260 185V186H259ZM39 186V185H38ZM145 186V185H144ZM146 186H147V184H146ZM152 186V185H151ZM157 186H158V183H157ZM160 186V185H159ZM158 186V187H159ZM160 186V187H161ZM176 186V188H174ZM202 186H203V184H202ZM213 186H215V184L213 185ZM213 186H210V189H211V187L213 188ZM218 186V185H217ZM91 188V190L92 191H95L96 193H95V196L94 197H92V196H90V195H87L86 194V192H85V189L86 188ZM104 187V186H103ZM103 187H102V189H103ZM109 186L107 185V188H108ZM114 186L112 187V188H115ZM142 187V186H141ZM150 187V186H149ZM216 187V186H215ZM214 187V189H216ZM220 186H218V189H220L219 188ZM106 187H104V189H105ZM106 188V189H107ZM123 188H126V187H123ZM130 188V187H129ZM132 188V187H131ZM133 188H134V186H133ZM146 188V187H145ZM151 188V187H150ZM148 189V190H145V191H141V192H144V194L145 193H147V191L148 192H150L151 190H153L152 188L151 189ZM200 188V190H201V186L199 187ZM207 188V187H206ZM222 188V187H221ZM259 188V189H258ZM103 189V190H104ZM120 189V188H119ZM126 189H128V188H126ZM140 189V188H139ZM141 189H143V188H141ZM170 189V190H171ZM185 189V186H184V188H183V190ZM198 189V188H197ZM196 189V190H197ZM204 189V188H203ZM114 190V189H113ZM112 190V191H113ZM116 190V189H115ZM114 190V191H115ZM121 190H123V189H121ZM120 190V191H121ZM150 190V191H149ZM182 190V191H183ZM187 190V191H188ZM192 190V191H193ZM199 190V189H198ZM206 189H204V191H205ZM37 191V190H36ZM106 191H109V190H106ZM117 191V190H116ZM119 191V192H120ZM127 191V190H126ZM131 191V190H130ZM139 191V190H138ZM181 191V190H180ZM207 191V190H206ZM211 191V190H210ZM260 191V190H259ZM40 192V191H39ZM54 192V191H53ZM134 192H135V195L137 194V191H135L134 190ZM133 191H132V194L131 195H133V196H131L130 194H129V191H128V194H129V196L130 197H135L134 196V193ZM152 192V191H151ZM156 192V191H155ZM168 192H170V191H168ZM184 192V191H183ZM194 193H195V191H193ZM193 192H192V196H194L193 195ZM200 192V191H199ZM217 191H213V193H216ZM263 192V191H262ZM38 192H36V193H34V196L37 194ZM47 193V192H46ZM102 193H103V191H102ZM158 193V192H157ZM157 193H155V194H157ZM167 193V190H166V192H165V194ZM175 193H177V191H175ZM191 193V192H190ZM197 193V192H196ZM54 194V193H53ZM69 194V195H68ZM104 194V193H103ZM107 195H109L110 193L109 192H107L106 193ZM111 194H113L112 192H111ZM117 194V193H116ZM148 194V193H147ZM151 194V193H150ZM159 194V193H158ZM165 194H163V196H166ZM169 194V193H168ZM180 194V193H179ZM179 194H175V195H178L179 196ZM181 194H182V192H181ZM188 194H189V192H188ZM201 194L202 193H199L198 195H197V197L198 198H200L201 197ZM206 194V193H205ZM207 194H208V192H207ZM218 194V193H217ZM220 194V193H219ZM39 195V194H38ZM68 195V196H67ZM138 196L137 197H135V199L136 198H138V199H141V198H139V196H141V195H139V194H137ZM149 195V194H148ZM148 195L146 196V197H148ZM173 195V194H172ZM171 194H170V196H172ZM203 195V194H202ZM214 195V194H213ZM221 195H222V192H221ZM221 195H219V196H221ZM56 196V195H55ZM69 196V197H70ZM104 196H105V194H104ZM122 196V195H121ZM126 196V195H125ZM124 196V197H125ZM129 196H127V197H129ZM153 197L154 196H160V195H152ZM163 196L160 198V200L163 198ZM170 196H168V197H170ZM186 196V195H185ZM45 197H47L46 195H45ZM65 197V198H66ZM103 197V196H102ZM112 197V196H111ZM111 197H109V198H111ZM113 197H117L116 195H113ZM141 197H143V195L141 196ZM145 197V196H144ZM150 197V196H149ZM202 197H204V199H205V197L206 196H202ZM218 196H216V198H217ZM264 197V196H263ZM35 198V197H34ZM118 198V197H117ZM119 198H122V197H119ZM119 198H118V201H120L119 200ZM126 198V197H125ZM124 198V199H125ZM157 198H159V197H156V199ZM174 198V197H173ZM180 198H182V196L180 197ZM213 198H215L214 196H213ZM45 199V198H44ZM54 199V198H53ZM69 199V198H68ZM100 199V198H99ZM124 199H122V200H124ZM127 199V198H126ZM134 199V198H133ZM132 200L131 199V201H129V199H127L128 200V203H132L133 201H137V200ZM150 199V198H149ZM149 199H145V200H148L149 201ZM156 199H154V202H156ZM164 199H165V197H164ZM167 199V198H166ZM177 199H179V198H176V200ZM202 199V198H201ZM46 200V199H45ZM67 200V199H66ZM115 200V199H114ZM121 200V201H122ZM158 200V199H157ZM193 200H194V197H193ZM195 200H196V198H195ZM220 200V199H219ZM262 200H263V198H262ZM3 198H2V196H1V193H0V220H1V218L4 216V214H5V209H4V205H3ZM68 201V200H67ZM66 201V202H67ZM118 201H117V203H118ZM124 201H126V200H124ZM139 201V200H138ZM137 201V202H138ZM162 201V200H161ZM164 201V200H163ZM179 201V200H178ZM183 201V200H182ZM191 201V200H190ZM197 201V200H196ZM205 201V200H204ZM206 201H208L207 199H206ZM216 201V200H215ZM242 201V202H243ZM248 201V200H247ZM246 201V202H247ZM50 202V201H49ZM105 202H108V201H105ZM123 202V201H122ZM121 202V203H122ZM147 202V201H146ZM150 202V201H149ZM153 202V201H152ZM152 202H150V203H152ZM157 202H160L159 200L157 201ZM185 202H187V200L185 201ZM192 202V201H191ZM195 202V201H194ZM217 202V201H216ZM219 202H221V201H219ZM264 202V201H263ZM124 203V202H123ZM142 203H144V202H142ZM193 203V202H192ZM192 203H189V204H192ZM196 203V202H195ZM197 203H199V202H197ZM257 203V204H256ZM46 204H48V202L46 203ZM108 204V203H107ZM111 204V203H110ZM127 204V201H126V203H125V205ZM135 204H137V203H135ZM180 203H178V205H179ZM183 204V202H181V205ZM185 204H187V203H185ZM220 203H218L217 202V204H216V206L217 205H219ZM251 204V205H250ZM109 205V204H108ZM112 205H113V203H112ZM111 205V206H112ZM118 205H120V204H118ZM124 205V206H125ZM133 205V204H132ZM143 205V204H142ZM150 205V204H149ZM184 205V204H183ZM258 205V206H257ZM35 206V205H34ZM121 206L123 207V205L121 204ZM159 206V205H158ZM180 206V205H179ZM260 206V207H259ZM104 207L105 208H110V206L109 207H106L105 205H104ZM120 207V206H119ZM245 207V206H244ZM158 208V207H157ZM221 208V207H220ZM219 208V206H218V209H220ZM223 208V207H222ZM248 207H246V209H247ZM115 209V204H114V207H113V210ZM117 209H118V211H119V208L117 207ZM158 209H160V208H158ZM216 209H217V207H216ZM224 209V208H223ZM222 209V210H223ZM225 209H226V207H225ZM228 209V208H227ZM246 209H244V210H246ZM249 209V208H248ZM106 210V209H105ZM108 210H110V209H108ZM107 210V211H108ZM113 210L111 211V212H113ZM123 210V209H122ZM259 210H261L260 212V214H258L259 213ZM107 211H104V212H107ZM110 211H108L109 213H111ZM117 211V212H118ZM156 211V210H155ZM174 212H176L175 210H173ZM221 211V210H220ZM228 211V210H227ZM96 212H98V211H96ZM100 212H102V211H100ZM99 212V213H100ZM115 212H116V209H115ZM116 212V213H117ZM161 211H159V215L161 214L160 213ZM165 212V211H164ZM164 212H162V215H163V213ZM119 213V212H118ZM158 213V212H157ZM184 213V212H183ZM222 213H224V212H222ZM222 213H220V214H222ZM226 213V212H225ZM229 213V212H228ZM101 214V213H100ZM106 214V213H105ZM108 214V213H107ZM106 214V215H107ZM115 214V213H114ZM173 214H175V213H173ZM116 215V214H115ZM167 216H168V214H166ZM164 216V218L165 217H167V216ZM170 215H171V213H170ZM187 215V214H186ZM185 215V216H186ZM227 215V214H226ZM259 215V216H258ZM117 217V216H116ZM159 217V216H158ZM169 217H171V216H168V219H166L165 218V222H166V220H169L170 218ZM225 217V216H224ZM223 217V220H225L226 219V217L224 218ZM261 217V218H262ZM172 218H174V215H173V217ZM233 218V219H234ZM241 218H243V217H241ZM240 218V219H241ZM148 219V218H147ZM155 219H158V218H155ZM259 219H260V217H259ZM262 219V220H263ZM159 221H158V226H160L161 224H162V222L164 223V219H163V217H161L160 216V218L158 219ZM174 220V219H173ZM228 220V219H227ZM230 220V219H229ZM228 220V221H229ZM242 220V219H241ZM149 221V220H148ZM233 221V220H232ZM235 221V220H234ZM236 221H237V219H236ZM243 221V220H242ZM225 222V221H224ZM230 222V221H229ZM238 222V221H237ZM236 223V222H235ZM240 223H241V221H240ZM166 224V223H165ZM241 224V225H242ZM162 225H164V224H162ZM172 225V224H171ZM227 225H228V222H227ZM236 225L237 224H234V226L235 227H232L231 225H230V227H232L233 228V230H236V229H234V228H236ZM250 225H251V223H250ZM238 226V225H237ZM240 226V225H239ZM244 226V225H243ZM248 226V225H247ZM250 227V226H249ZM261 227H263V229H261V231L264 233V226H262L261 225ZM232 228H231V231H233L232 230ZM239 228V227H238ZM256 228V229H255ZM244 229H246V226H245V228ZM248 229V228H247ZM228 232H226V233H230L229 232V230H228V228L226 229ZM243 230V229H242ZM248 231H250V230H248ZM236 233H237V230L235 231ZM235 232H231V233H235ZM241 232V231H240ZM243 232V231H242ZM261 232V233H262ZM225 233V232H224ZM235 233V234H236ZM235 234H234V236H235ZM238 234V233H237ZM244 234V233H243ZM242 234V235H243ZM247 234V232H245V235L244 236H249V235H246ZM254 234V238L256 237V233L254 232H252V235ZM260 234V233H259ZM259 234H257L259 237H260V235ZM227 235V234H226ZM227 236H229L228 238H230L231 240L234 238L236 241H237V239L235 238V237H233V236H231V234H228ZM232 238H231V237ZM243 236V238L244 239H246V237H244ZM258 236H257V239H259L258 238ZM251 237H253V236H251ZM261 237H263V236H261ZM243 238H240V240L241 239H243ZM233 239V240H234ZM253 239V238H252ZM209 241V240H208ZM236 241H233V242H236ZM244 241V240H243ZM245 241H247V240H245ZM244 241V242H245ZM253 241V240H252ZM251 241V242H252ZM30 240H26L25 242H24V244L23 245H21V246H19V243H18V240L16 241L15 240V243H13V245H11L10 247H9V249L8 250H6V251H4L2 254H1V256H0V264H7V262L10 260V258H11V256L12 255H17L18 253H19V251L21 250V249H23L24 247H27L29 244H30ZM102 242H105V239L104 238H101V240H100V243H102ZM223 242V241H222ZM224 242H225V240H224ZM230 242H232V241H230ZM253 242H255V244H256V241H253ZM260 243H261V241H259ZM258 242V243H259ZM16 243H18V244H16ZM205 243V242H204ZM229 243V242H228ZM241 243V242H240ZM246 243V242H245ZM219 244V243H218ZM221 244H224V243H221ZM220 244V245H221ZM254 244V243H253ZM143 245V244H142ZM216 245V244H215ZM215 245H213V246H215ZM231 245V243L228 245V246H230ZM238 245V244H237ZM261 245V244H260ZM212 246V247H213ZM228 246L226 247V248H228ZM233 246H234V244H233ZM240 246H242V245H240ZM243 246H244V243H243ZM248 246V245H247ZM255 246V245H254ZM141 247V246H140ZM232 247V246H231ZM228 248L229 250L230 249H232V248ZM236 247V246H235ZM251 247H253V245L251 246ZM256 247H257V244H256ZM217 248H219V247H217ZM221 248V247H220ZM223 248V247H222ZM241 248V247H240ZM243 248L244 247H242L241 249H242V251H243ZM247 248V247H246ZM258 248V247H257ZM215 249V250H214ZM213 250L214 251H222L221 249H218V250H216V247L214 248ZM240 249V250H241ZM248 249H250V248H248ZM260 249V248H259ZM151 249H149V251H150ZM229 250H228V252H229ZM239 250V251H240ZM254 250L257 252V251H259L258 249L256 250L255 248H254ZM253 250V251H254ZM156 251V250H155ZM218 252V253H216V252H214V253H216V254H219L218 256H220L221 254L220 253H223V252ZM255 251L253 252V254L255 255ZM151 253H149V257L151 256V254H152V251H150ZM185 252H186V250H185ZM234 252V251H233ZM241 252V251H240ZM226 253V252H225ZM235 253V252H234ZM252 253V252H251ZM160 251H158V252H156L155 253V259L156 258H158L159 259V257H160ZM228 254V253H227ZM227 254H226V256H227ZM242 254H245V252L244 253H242ZM248 254H249V251H248ZM258 254V253H257ZM148 255V254H147ZM184 256H185V254H183ZM229 255H231V253L229 252ZM233 255V254H232ZM218 256H217V258H218ZM221 256H223V257H225L223 254L221 255ZM220 256V257H221ZM233 256H235V254L233 255ZM237 256H238V254H237ZM247 256H249V255H247ZM247 256H245V257H247ZM252 256V255H251ZM257 256H259V255H257ZM256 256V257H257ZM219 257V258H220ZM222 257V258H223ZM228 257H230V256H228ZM185 258H186V256H185ZM222 258H221V262H222ZM231 258H232V256H231ZM151 259L152 258H147L145 261H144V263H142V264H152V262H151ZM161 259V258H160ZM227 259V258H226ZM225 259V260H226ZM233 259H234V257H233ZM232 259V264H239V262H240V258H237V260H239V262L238 263H233V260ZM251 259V258H250ZM249 259V260H250ZM253 259V258H252ZM255 259V258H254ZM258 259V258H257ZM157 260V259H156ZM228 261H229V259H227ZM158 261V260H157ZM162 261H163V259H162ZM243 261H244V259H243ZM243 261H242V263H243ZM253 261V260H252ZM160 262V261H159ZM227 262V261H226ZM230 262V261H229ZM245 262H246V260H245ZM244 262V263H245ZM249 262H251V261H249ZM253 262H255V260L253 261ZM141 263V262H140ZM139 262H138V264H140ZM158 263V262H157ZM163 263V262H162ZM258 262H256V264H257ZM260 263V262H259ZM221 264V263H220ZM230 264V263H229ZM247 264V263H246ZM252 264V263H251ZM261 264H263L262 262H261Z\"/></svg>",
	"mask_w": 264,
	"mask_h": 264
}]
</instances>
